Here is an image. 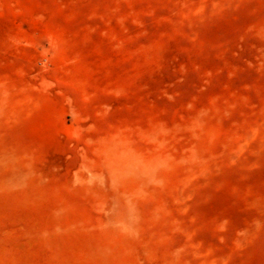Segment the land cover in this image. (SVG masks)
<instances>
[{
    "label": "rangeland",
    "instance_id": "1",
    "mask_svg": "<svg viewBox=\"0 0 264 264\" xmlns=\"http://www.w3.org/2000/svg\"><path fill=\"white\" fill-rule=\"evenodd\" d=\"M0 264H264V0H0Z\"/></svg>",
    "mask_w": 264,
    "mask_h": 264
}]
</instances>
